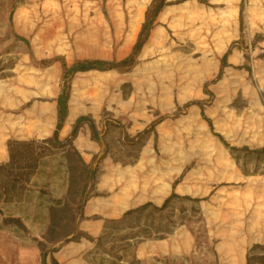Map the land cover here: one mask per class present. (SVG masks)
I'll return each mask as SVG.
<instances>
[{"label": "rangeland", "instance_id": "rangeland-1", "mask_svg": "<svg viewBox=\"0 0 264 264\" xmlns=\"http://www.w3.org/2000/svg\"><path fill=\"white\" fill-rule=\"evenodd\" d=\"M152 2L0 0V119L38 132L61 62L128 57ZM166 2L131 66L69 80L68 131L0 198V264H264V154L238 150L264 144V0ZM172 191L191 199L157 210ZM93 196L124 211L87 215Z\"/></svg>", "mask_w": 264, "mask_h": 264}, {"label": "trees", "instance_id": "trees-1", "mask_svg": "<svg viewBox=\"0 0 264 264\" xmlns=\"http://www.w3.org/2000/svg\"><path fill=\"white\" fill-rule=\"evenodd\" d=\"M184 1V0H179ZM201 3H204V0H198ZM169 3L166 2V0H153L151 6L146 11L144 22L142 23V26L140 28V31L137 36V40L132 48V51L130 55L126 58H124L121 61L113 62V61H107V60H101V59H84V60H78L71 64L70 66H67L65 62H61V66L63 68L64 74H63V87L58 94L56 98V105H57V121L55 125V129L53 131V134L51 137L46 138L44 140H17L14 138H10L7 140V150L9 159L7 162L0 163V198L3 199V201L11 200L13 198H19L22 193L27 189L29 181L31 177L34 175L35 171L37 170V167L39 166L41 158L46 156L50 149L53 147H56L60 141L58 140V133L63 127V124L65 122V118L67 116V103H68V88H69V80L78 72H87L90 70H108L112 68H124L131 66L138 53L142 49L144 43L149 37L150 30L154 26L155 19L158 15V13L163 9L164 6L168 5ZM239 30H243V21H242V12L240 11L239 16ZM25 41V40H24ZM232 45L229 47V49L222 55L220 59V68L219 72L216 76V79L219 78L223 68L227 66V57L231 51ZM48 64L51 63V61L47 62ZM198 104V102H196ZM201 115L203 118H205L203 110L201 109ZM208 122V125L210 129H212L210 120L205 118ZM85 120L84 116H80L76 119L75 125L72 128V131L70 133L71 137H75L77 135L78 131V125L80 122ZM155 124H153L154 126ZM148 130H144V132H147ZM94 133V131H93ZM226 146L228 144L223 140V138L219 134H215ZM238 148L236 147H230L231 151H235ZM240 151H244L247 153H255L257 155L264 154V144L261 148L258 149H249L247 147H242L241 149H238ZM186 170V168H185ZM184 172V171H183ZM183 174V173H182ZM180 175V177L182 176ZM178 184V179L175 180L172 183V188ZM185 198V199H191L189 196H179L174 191H172L162 202L160 206H156L155 208L157 210H164L169 202L173 198ZM150 205L149 202L142 204L140 207L135 209L127 210L124 214H128L134 210L137 209H146ZM12 221L17 223V225L22 226V222L19 218H11ZM258 247L257 245L253 246V248ZM42 259L44 261L45 259V253L42 256ZM53 264H59L55 259L52 258Z\"/></svg>", "mask_w": 264, "mask_h": 264}, {"label": "crops", "instance_id": "crops-1", "mask_svg": "<svg viewBox=\"0 0 264 264\" xmlns=\"http://www.w3.org/2000/svg\"><path fill=\"white\" fill-rule=\"evenodd\" d=\"M57 121V106L52 104L48 119L44 125L36 133L28 130V122L12 117H1L0 119V163L7 162L9 159L7 150V140L14 138L17 140H28L32 137L49 138L52 136ZM29 125H31L29 123ZM70 122L67 121L58 133V140L69 129ZM40 167V165L38 166ZM37 167V168H38ZM36 175H33L29 184L36 181ZM124 207L120 202H115L114 198L108 199L100 196L90 197L85 205V214L101 215L102 217L115 218L122 214ZM93 227H98V224H93Z\"/></svg>", "mask_w": 264, "mask_h": 264}, {"label": "bare ground", "instance_id": "bare-ground-1", "mask_svg": "<svg viewBox=\"0 0 264 264\" xmlns=\"http://www.w3.org/2000/svg\"><path fill=\"white\" fill-rule=\"evenodd\" d=\"M147 2V0H143V3L145 4Z\"/></svg>", "mask_w": 264, "mask_h": 264}]
</instances>
